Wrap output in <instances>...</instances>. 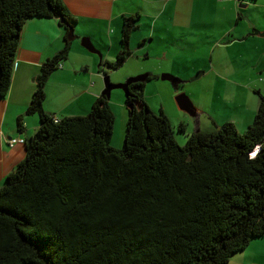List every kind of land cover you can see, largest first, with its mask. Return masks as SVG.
<instances>
[{
  "label": "trees",
  "instance_id": "obj_1",
  "mask_svg": "<svg viewBox=\"0 0 264 264\" xmlns=\"http://www.w3.org/2000/svg\"><path fill=\"white\" fill-rule=\"evenodd\" d=\"M40 17L59 20L64 45L36 77L26 111L39 125L0 187V264H227L264 235V96L243 132L226 121L179 145L167 115L145 101L149 75L128 84L125 138L114 148L115 113L102 92L85 115L43 109L75 24L62 0H0V98L23 26ZM137 19L123 17L108 69L131 56Z\"/></svg>",
  "mask_w": 264,
  "mask_h": 264
},
{
  "label": "crops",
  "instance_id": "obj_2",
  "mask_svg": "<svg viewBox=\"0 0 264 264\" xmlns=\"http://www.w3.org/2000/svg\"><path fill=\"white\" fill-rule=\"evenodd\" d=\"M62 2L75 20L77 34L71 41L67 59L62 61V68L51 73L45 85L43 109L58 118L87 114L104 89L92 66L96 60L94 53L80 45L78 39L82 36L89 39L101 54V64L106 66L120 49L123 17H138L129 45L135 39L140 48L146 47L148 58L154 60L153 65L139 66L136 72H131L133 74L157 77V73L166 72L187 78L200 70L199 63L206 58L212 69L217 68L220 77L240 75L245 70L252 76L264 71V38L248 35L252 28L244 20L247 17L253 27L264 31V0ZM63 35L56 18H32L23 26L11 85L0 98V187L26 152L25 143L10 146L8 141L12 138L27 140L39 125L38 115L27 113V106L42 65L63 48ZM242 37L243 40H239ZM70 54H76L77 59ZM201 70V76L210 71L204 67ZM236 91L228 88L227 94L236 98ZM258 91L259 97L264 96V85ZM251 122L248 113L239 124L232 123L240 131ZM210 129L212 127L202 130ZM227 264H264V235L251 240L245 249L231 256Z\"/></svg>",
  "mask_w": 264,
  "mask_h": 264
},
{
  "label": "rangeland",
  "instance_id": "obj_3",
  "mask_svg": "<svg viewBox=\"0 0 264 264\" xmlns=\"http://www.w3.org/2000/svg\"><path fill=\"white\" fill-rule=\"evenodd\" d=\"M245 21L248 26L252 24L249 20ZM74 34L76 35L77 33L74 32ZM82 37L78 39L80 45ZM130 45L132 51L131 56L117 69H108L107 66L101 64L103 63L101 62L103 59L97 53L93 54L96 60L92 66L103 86H105L106 75L109 76L112 84H121L129 78L140 74L131 73L136 72L137 67L151 66L154 64V60L148 58L146 47L140 48V43L135 41V39L131 40ZM70 55L73 59H77L76 54ZM114 59V57H111L110 60L113 61ZM199 65L201 66L200 70L187 78L162 72L157 73V77H152L146 84L144 92L145 101L156 114L162 111L167 115L172 124L174 137L179 145H184L188 135L196 129H207V127H212L213 129L226 121H234L237 122L236 124H239L248 113L252 121L255 114L253 111L255 110L256 102L260 99L258 89L264 85V71L252 76L246 73L247 71L245 70L240 75L220 77L218 71H216L217 68L212 69L209 58L201 60ZM203 67L210 69V71L201 76L200 72ZM162 74H171L184 81L179 86L174 87L170 81L160 78ZM197 74L199 75L198 78L194 79V76ZM228 88L237 89V94H235L236 98L234 95L231 97L227 94ZM180 93H185L189 97L195 106L198 119L197 117L195 119L190 113H184L178 108L175 102V96ZM125 98L126 93L122 88H113L111 90L110 102L115 113V118L110 144L114 148H121L125 138L128 118ZM181 123L184 124V131L179 130ZM243 130L242 127L238 132H243ZM114 145H117V147Z\"/></svg>",
  "mask_w": 264,
  "mask_h": 264
},
{
  "label": "water",
  "instance_id": "obj_4",
  "mask_svg": "<svg viewBox=\"0 0 264 264\" xmlns=\"http://www.w3.org/2000/svg\"><path fill=\"white\" fill-rule=\"evenodd\" d=\"M244 6L246 7V5H244ZM244 20L248 21L247 17H244ZM249 27H251L252 29L248 35L258 36V37L264 38V31L258 30L257 28L253 27L252 24H250ZM67 38L70 42L75 39L73 27H69V31L67 33ZM239 40H243V37L239 38ZM81 45L83 47H85L88 51H91L93 53H97L99 55V57H101L100 52L97 49H95V47L93 46V44L90 42L89 39H82ZM148 76H149L148 74H141V75L132 77V78L128 79L126 82L121 83V84H112L110 82L109 76H105V86H104L102 93L107 95L110 98V93H111V90L113 88H122L125 91L126 96H127V87H128V84L130 82H132V81H144ZM198 76H199L198 74L196 76H194V79L198 78ZM160 78L162 80L170 81L174 85V87H177L180 83H182L184 81L183 79L177 78L171 74H162ZM175 102H176V104L180 110H182L184 113H190L196 119L198 114L196 113L195 106L193 105V103L191 102V100L189 99V97L185 93L177 94L175 96ZM197 119H198V117H197Z\"/></svg>",
  "mask_w": 264,
  "mask_h": 264
},
{
  "label": "built area",
  "instance_id": "obj_5",
  "mask_svg": "<svg viewBox=\"0 0 264 264\" xmlns=\"http://www.w3.org/2000/svg\"><path fill=\"white\" fill-rule=\"evenodd\" d=\"M10 146H13L16 143H24V139L23 138H12L8 141Z\"/></svg>",
  "mask_w": 264,
  "mask_h": 264
}]
</instances>
